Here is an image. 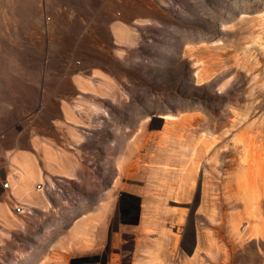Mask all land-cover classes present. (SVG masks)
Wrapping results in <instances>:
<instances>
[{"label": "rangeland", "instance_id": "1", "mask_svg": "<svg viewBox=\"0 0 264 264\" xmlns=\"http://www.w3.org/2000/svg\"><path fill=\"white\" fill-rule=\"evenodd\" d=\"M238 134L264 155V0H0V264L97 213L73 264H262ZM12 152L63 176L15 195Z\"/></svg>", "mask_w": 264, "mask_h": 264}, {"label": "bare ground", "instance_id": "2", "mask_svg": "<svg viewBox=\"0 0 264 264\" xmlns=\"http://www.w3.org/2000/svg\"><path fill=\"white\" fill-rule=\"evenodd\" d=\"M116 30L118 31V33H121L124 31L123 27H119V26L116 28ZM79 82H81V84H82L83 81H79ZM167 116H170V115H167ZM240 134H242V132ZM240 134L237 135L239 137L236 139L239 143L243 144L244 156H245L244 157V163L242 165V169L239 171L240 176L237 177V180L239 181V184L241 186L240 194L243 197L242 200L245 201L247 208H248L245 213L248 216V218H250V220H251L249 222H250V229L252 231V234L255 235V237L258 239L259 238L264 239V219H263L264 214H261V212L257 210V206H258L259 202L262 199H264V196H263L264 195V191H263V189H264V155L260 151L261 146L259 148H256L255 146L250 144L251 142H249L247 138H243L244 135L242 136ZM243 134H245V133H243ZM134 144H135V142H134ZM207 145H209V143H207ZM131 146H133V145H131ZM135 147H137V146H135ZM45 149L46 148H44V151H45L44 152V154H45L44 161L47 159V161L49 162V163L45 162L46 164H48V165L49 164H52V165L55 164V165L60 166V167L62 165H64L63 164L64 160L61 162L58 160L57 161H55V160L51 161L50 159L52 156L48 155L46 153L47 149L46 150ZM12 153L9 156H10V161L13 164L12 167H13L14 172L11 174L12 177L11 178L9 177V180L14 182L17 179V182H14V184L17 183V185H16L17 191L21 195H24L26 198H29L30 197L29 192L32 189V187H31L32 179L35 177V175H38V170H37V166H36L37 164H35V162L33 160H31L30 157L27 155H24V154L23 155H19V154L14 155V153L13 154ZM206 153H207V151H206ZM193 159H195V158L192 157L189 160V162H191L190 167L187 168V170H186L187 173L184 175L185 177H183V178L187 179V175L188 176L192 175L191 184H190L192 187L194 185L193 182H194V178L196 177L195 175L197 173V169H199L198 163H196V161ZM125 169L127 170V168H125ZM193 172H194V174H192ZM2 186H3V184H2ZM7 186H8V183L3 187H7ZM20 209H19V211H20ZM9 216H11V212L9 213ZM100 217L101 216L99 215V213L92 214L90 216V218L84 222L85 224L83 225V227L74 229V231L71 235L72 239H74L73 237H77V238L81 239V240H79V242L83 241L84 239H87L85 237L87 235V233H86L87 225L93 224V223L96 224V222L100 219ZM7 220L9 222H12L11 218H7ZM85 241H87V240H85ZM159 255L160 254L155 253V255L152 256L150 264H160L161 259L159 258ZM26 256L17 255L14 258V264H21L23 259H25Z\"/></svg>", "mask_w": 264, "mask_h": 264}, {"label": "crops", "instance_id": "3", "mask_svg": "<svg viewBox=\"0 0 264 264\" xmlns=\"http://www.w3.org/2000/svg\"><path fill=\"white\" fill-rule=\"evenodd\" d=\"M27 153L34 155V153H32V152H27ZM41 161H42V158H41ZM37 165H38V162H37ZM38 166L40 167V163ZM42 167H44L43 163H42ZM42 169L46 170V173H43L45 176H48V174H50V175L51 174H58V175L60 174L63 176V174H61L62 172H60V171L48 173V171H47L48 169L41 168V170ZM36 176L37 175H35V177ZM4 191H5V189L0 188V217H1L2 221H5V219L7 220V218H10L7 210L3 208L4 206L2 205V203L5 204L6 202H9L11 205L14 204V201H12L11 199L4 200V198H2ZM12 193L15 195L20 194L16 188H13ZM260 207L262 208L261 202H259V204H258V209ZM259 211L261 212V214H264V211L262 209L261 210L259 209ZM66 235H70V233H67ZM89 236L92 238V243L89 244L88 246H81V244H78L80 242L77 241V239L79 240V238H77V237H73L74 239H70V238L65 236L63 238V240L61 241L59 239H61L62 237L57 236V237H55V239H54L55 241L53 242L52 246L41 247L38 249H32V248L27 249L25 251V253L29 256V258H26L27 259L26 261H28L29 264H40L41 262H43V264H73L71 261V256H72L74 251H76L77 249L91 247V246L96 244L97 237H96L95 232H93L92 235L89 234L87 237H89ZM67 238L70 240L68 241ZM254 238H256L255 235H254L253 239ZM261 240H263V239L261 238ZM74 243H75V246H74ZM61 246H64V247H61ZM77 246H80V247H77Z\"/></svg>", "mask_w": 264, "mask_h": 264}, {"label": "built area", "instance_id": "4", "mask_svg": "<svg viewBox=\"0 0 264 264\" xmlns=\"http://www.w3.org/2000/svg\"><path fill=\"white\" fill-rule=\"evenodd\" d=\"M7 183H6V181L5 182H3V186H5ZM19 207H17V209L16 210H18L19 211ZM262 264H264V255L262 256Z\"/></svg>", "mask_w": 264, "mask_h": 264}]
</instances>
